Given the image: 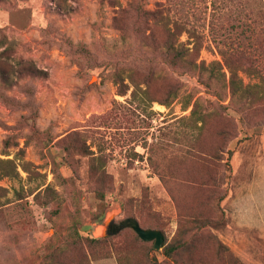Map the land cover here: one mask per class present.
<instances>
[{
    "label": "rangeland",
    "instance_id": "374dc122",
    "mask_svg": "<svg viewBox=\"0 0 264 264\" xmlns=\"http://www.w3.org/2000/svg\"><path fill=\"white\" fill-rule=\"evenodd\" d=\"M131 1L0 0V51L12 48L16 69L25 59L47 73L13 75L8 90L25 102L24 86L34 87L38 133L19 128L28 109L0 100V158L18 170L0 179V264H40L54 235L75 227L100 237L112 215L162 230L164 243L187 241L177 264H264V0H145L147 9L171 6L187 18L202 37L198 61L210 64L203 76L157 71L154 97L172 77L182 82L169 105L134 99L133 88L120 95L113 82V59L129 52L115 53L130 45L116 18ZM62 37L86 44L96 59L70 55ZM123 69L144 81L140 68ZM99 154L108 173L98 181L104 209L90 171ZM108 237L106 257L93 264H118L120 256L126 264H175L133 229Z\"/></svg>",
    "mask_w": 264,
    "mask_h": 264
},
{
    "label": "trees",
    "instance_id": "16d2710c",
    "mask_svg": "<svg viewBox=\"0 0 264 264\" xmlns=\"http://www.w3.org/2000/svg\"><path fill=\"white\" fill-rule=\"evenodd\" d=\"M108 1L115 5L118 3V0ZM144 4L145 0H132L129 6L122 9L116 18L117 28L123 36V43L127 42L128 39L130 45L125 50L122 49L115 53V55L126 53L127 50L129 52V54H124L121 58L113 59V62L116 64V70L113 72V82L117 85L120 95H127L129 90L133 88L131 94L134 99L142 97L150 105L154 102L169 105L178 96V90L182 82L172 77L167 92L161 97H154L151 93V84L157 75V71L168 69L173 74L177 73L178 75L198 72L200 76H203L210 64L206 65L204 60L198 61L202 48V37L196 27L187 18L173 15L171 6L152 10L147 9ZM159 34H163L161 40H159ZM185 34L187 35V39L182 40L181 38ZM62 38L67 45L70 55H81L89 59H96V55L86 44L73 43L70 38ZM5 40V36L0 34V47L4 46ZM11 49V47H5L0 51V100L6 106L28 109L29 112L23 115L20 120L19 128L27 127L29 131L38 133L37 118L39 108L35 101L34 87L30 85L24 86V92L27 96L25 102H21L11 96L8 90L17 84V81L12 77L13 75L23 79L27 76H46L47 73L45 70L38 68L32 61L25 59L18 60L17 64L19 67L16 69V66L10 61L12 58ZM132 52H137V55L130 59L129 55ZM110 55L114 56V53L112 52ZM126 64H131L145 71L146 76L144 81L135 82L129 75H125L123 66ZM229 68L232 76L231 82L235 83L233 80L235 79L234 71L231 66ZM127 78H129L128 82ZM202 81L204 84H208L206 79H202ZM105 117V114L94 115V119L100 121V123ZM0 126L4 125L0 122ZM10 129H16V127H10ZM11 137L4 140L5 147L11 145ZM15 144L18 145V142L15 141ZM65 149L67 158L69 159L72 154V147L70 144H67L65 145ZM93 160L94 162L90 167L91 177L96 184L94 190L96 196L101 200V209H104L106 207L103 202L105 189L98 181H102L104 177L108 176V173L105 168L103 155H96ZM11 162V159L5 160L0 158V179L6 176L14 177L18 175L17 166H12ZM72 166L76 169L75 161H72ZM24 168H26V165H24ZM45 190L49 191L50 187H47ZM172 197L176 202L178 201L173 193ZM2 205L3 203L0 199V209ZM209 222V219L205 220L198 226V229L205 228ZM126 229L131 230L132 228L126 227ZM53 237L54 240H52V244L47 248L45 257L40 264H93L92 261L94 259L106 257L104 250L107 241L110 239L108 236H84L75 227H72L63 236L54 235ZM142 241L151 242L143 239ZM186 245L187 241L164 243L162 253L177 264L179 260L175 257V253ZM125 260L126 258L118 257V264H126Z\"/></svg>",
    "mask_w": 264,
    "mask_h": 264
},
{
    "label": "water",
    "instance_id": "95a60500",
    "mask_svg": "<svg viewBox=\"0 0 264 264\" xmlns=\"http://www.w3.org/2000/svg\"><path fill=\"white\" fill-rule=\"evenodd\" d=\"M132 228L138 236L145 241H154L156 249H162L165 236L162 230L156 228H145L141 226L135 217H127L120 222H115L114 216H110L104 223V231L100 237L110 236L119 233L122 229Z\"/></svg>",
    "mask_w": 264,
    "mask_h": 264
}]
</instances>
